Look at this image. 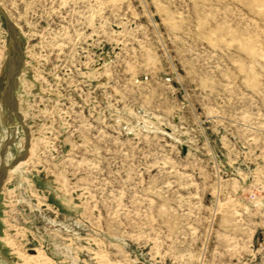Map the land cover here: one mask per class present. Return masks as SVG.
<instances>
[{"label": "rangeland", "instance_id": "1", "mask_svg": "<svg viewBox=\"0 0 264 264\" xmlns=\"http://www.w3.org/2000/svg\"><path fill=\"white\" fill-rule=\"evenodd\" d=\"M0 9V264H264V0Z\"/></svg>", "mask_w": 264, "mask_h": 264}, {"label": "water", "instance_id": "2", "mask_svg": "<svg viewBox=\"0 0 264 264\" xmlns=\"http://www.w3.org/2000/svg\"><path fill=\"white\" fill-rule=\"evenodd\" d=\"M0 16L4 21V26L8 33L11 35V47H12V56L9 58L8 68H7V77L4 84L3 89V97L4 101L8 107V115L7 118L11 119V114H14L15 119L19 122V118L16 115L14 108V93L17 88V77L22 68L23 62V50H22V37L19 33L18 29L13 25V23L8 19L5 12L0 9ZM12 121V120H10ZM9 123H7V119L4 125L8 128ZM12 143V140H7L3 144L1 149V157L4 156L5 149ZM21 158V157H20ZM19 158V159H20ZM7 171V167L4 165L0 166V189L5 177V173Z\"/></svg>", "mask_w": 264, "mask_h": 264}, {"label": "flooded vegetation", "instance_id": "3", "mask_svg": "<svg viewBox=\"0 0 264 264\" xmlns=\"http://www.w3.org/2000/svg\"><path fill=\"white\" fill-rule=\"evenodd\" d=\"M20 34H22V33L20 32ZM7 42H8L7 48H5V51L3 53V55L5 56V60H4L3 64H1V69H0V115L2 114V120L3 121L7 118V115H8V107H7V105H6L5 101H4L3 89H4L5 80H6V77H7V68H8L9 58L13 54L12 47H11V35L9 33H8L7 39H5V45H6ZM24 63H25V61L23 60V64ZM22 68H23V66H22ZM22 68H21V71H20L18 79H17V87H18V81L20 80L21 76L23 75ZM16 91L17 90H15L14 94H16ZM15 101H16V98H15ZM11 115L13 116L12 117L13 121H15L14 114L12 113Z\"/></svg>", "mask_w": 264, "mask_h": 264}, {"label": "bare ground", "instance_id": "4", "mask_svg": "<svg viewBox=\"0 0 264 264\" xmlns=\"http://www.w3.org/2000/svg\"><path fill=\"white\" fill-rule=\"evenodd\" d=\"M5 12V11H4ZM5 14H6V12H5ZM7 15V14H6ZM8 17V16H7ZM8 19H9V17H8ZM12 23H13V25L18 29V31L20 30L19 29V27L17 26V24L16 23H14L11 19H9ZM22 66H23V62H22ZM18 76H19V74H18ZM17 79H18V77H17ZM14 108H16V109H14L15 110V112H16V115L18 116V120H19V122H22L21 121V117L19 116V114L17 113L18 111H17V104H16V101H15V94H14ZM13 116L11 115V119L10 118H8L7 120H8V122H10V123H12L13 122V118H12ZM10 120H12V121H10ZM5 121L6 120H4L3 121V123H5ZM7 122V123H8ZM6 127V126H5ZM4 166H6V165H4ZM7 167V166H6ZM7 169H9L8 167H7ZM6 174V173H5ZM6 176V175H5ZM4 179H5V177H4Z\"/></svg>", "mask_w": 264, "mask_h": 264}]
</instances>
